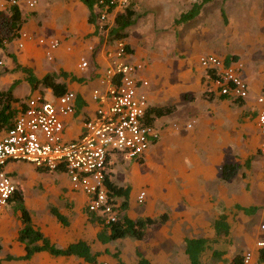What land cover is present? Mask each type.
<instances>
[{"label": "crops", "instance_id": "0c3cea01", "mask_svg": "<svg viewBox=\"0 0 264 264\" xmlns=\"http://www.w3.org/2000/svg\"><path fill=\"white\" fill-rule=\"evenodd\" d=\"M25 1L18 0L16 5L22 18L20 31L36 38L57 39L59 47L54 51L53 61H47L45 46L32 40L25 41L24 47L19 49L16 39L13 40L8 44L12 53L5 64L9 70L16 71L9 74L5 85L0 83V91L26 81L22 67L29 68L37 78L49 73L58 75V82L65 83L67 90L76 96L74 113L63 119V137L73 139L81 132L83 120L95 110L90 92L107 65L105 48L112 45L108 40L109 29L101 31L97 17L93 23H88L89 11L78 0H36L33 9H28ZM215 1L219 0L205 4L192 21L198 20L206 8L211 9ZM30 13L33 17H29ZM45 32L51 35L45 37ZM237 37V33L232 35L234 39ZM208 44H193L181 58L160 61L126 50V61L143 63L139 76L148 82L143 92L149 106H174L170 114L152 118L160 136L142 159L128 160L119 154L110 156L113 164L108 181L129 189L124 210L121 204L125 198L112 197L119 217L124 215L135 220L166 215V221L152 229L148 239L162 228L156 236L164 239L166 247L156 241L149 255L137 250V261L144 258L150 264H189L184 255V239L203 238L209 243L200 257L201 264H229L233 257L246 251L252 253L256 264H264V246H257L264 242V186L260 182L263 158L258 147L262 136L256 126L259 107L255 102L264 88V69L249 59V45L244 46L246 50L237 47L226 53ZM204 54L242 64L241 77L248 86L245 100L238 103L215 90V85H211L206 73L197 65L198 57ZM236 54H241L240 58ZM81 56L89 63L84 72L77 69ZM152 81L155 85L150 89ZM49 90L30 87V94L17 99L25 100ZM145 160L149 167L138 168L137 163ZM131 161L133 163H127ZM227 165L233 168L228 173L229 178L223 179L222 168ZM37 169L21 162H10L5 167L22 196L33 227L60 249L77 241L86 242L91 253L98 254L93 264H120V254L113 255L108 249L115 241L106 244L97 241L101 227L88 221V198L71 188L64 169ZM140 192H145L142 202L137 200ZM253 208L255 211L249 213ZM52 209L65 218V225L52 215ZM221 218L228 226L227 234L214 230V223ZM21 227L20 213L14 203H8L0 211V264H89L74 256L54 257L47 252L35 253L29 260L7 259L24 255V245L17 241ZM170 245H176L177 252Z\"/></svg>", "mask_w": 264, "mask_h": 264}, {"label": "built area", "instance_id": "2783aa9c", "mask_svg": "<svg viewBox=\"0 0 264 264\" xmlns=\"http://www.w3.org/2000/svg\"><path fill=\"white\" fill-rule=\"evenodd\" d=\"M107 1L104 10L97 11L101 31L110 29L114 15L123 11L130 2ZM36 3V0L25 1L28 9H33ZM17 4L18 0H0V10L8 12V8ZM32 40L45 46L46 60L53 61L59 41L54 38H36L19 31L17 47L21 49L25 41ZM109 43L112 45L105 48L107 65L90 92V98L96 105L94 113L83 120L82 130L77 137H63V119L75 111L76 96L72 91L54 96L50 89L15 103L18 114L13 125L0 134V211L7 206L16 190L5 167L10 162H21L47 171L63 168L71 188L88 198V212L102 217L106 223L116 222L119 218L117 206L105 184L110 165L113 164L110 156L119 154L125 159L138 161L158 141L160 135L149 121L151 116L147 115L150 106L143 89L148 82L139 76L143 63L125 60L128 54L122 40ZM88 49L92 51V47ZM2 64L0 59V66ZM197 65L221 96L231 100L247 98L248 86L241 77L242 64L239 61L226 63L225 59L204 54L198 57ZM88 68L85 57H79L77 69L84 72ZM255 102L259 107L256 126L262 136L258 147L259 155L263 158L260 182L264 186V90L256 96ZM186 127L190 128L191 125ZM144 198L145 192H140L137 200L142 202ZM257 246H264V242L257 243ZM240 264H256L252 253H242Z\"/></svg>", "mask_w": 264, "mask_h": 264}, {"label": "rangeland", "instance_id": "374dc122", "mask_svg": "<svg viewBox=\"0 0 264 264\" xmlns=\"http://www.w3.org/2000/svg\"><path fill=\"white\" fill-rule=\"evenodd\" d=\"M195 1L198 0H130L129 3L135 13L134 23L126 30L128 36L122 41L130 52H139L140 55L156 61L179 59L187 53V47L193 44L201 46L209 43L208 45L224 50L226 53H231L230 51L237 47L246 50L244 46L249 45V52H247L249 59L254 61L256 66L264 69V0L215 1L216 4L211 9L206 8L198 20L176 25L174 21ZM0 13L7 14L1 10ZM29 17H33L32 13ZM234 33L238 34L236 39L232 38ZM50 35V33H43L45 37ZM11 53L12 48L8 44L0 46V59L3 61L0 66V83L3 82V85L7 83L9 74L16 71L9 70L5 64L6 58ZM236 55L239 58L241 56V54ZM154 85L152 81L150 89ZM13 94L16 98L30 94L28 83L23 80L17 83L13 86ZM137 164L138 168L149 167L148 160ZM66 179L68 180V177ZM161 230L162 228H159L153 232L152 239L145 243L141 244L127 237L110 243L108 249L113 255L120 254L118 256L120 264H135L137 250L149 255L154 248L152 244L156 241L161 247H166L164 239L156 236ZM170 247L177 252L176 245H170ZM206 264H211V262Z\"/></svg>", "mask_w": 264, "mask_h": 264}, {"label": "trees", "instance_id": "16d2710c", "mask_svg": "<svg viewBox=\"0 0 264 264\" xmlns=\"http://www.w3.org/2000/svg\"><path fill=\"white\" fill-rule=\"evenodd\" d=\"M82 2L88 9V23H93L95 17H97L96 11L104 10L107 0H78ZM213 0H198L193 2L190 8L179 15L175 20V24L181 25L188 23L195 19L201 8ZM227 1V0H219ZM102 2V3H101ZM112 7H110L111 10ZM109 10V11H110ZM134 9L131 3L119 12L114 17V25L109 29L108 40L119 41L127 38L126 30L134 23ZM21 13L17 6L10 7L7 15L0 13V46L5 43L9 44L18 37V32L21 29ZM127 50V46L125 47ZM233 58V57H232ZM234 59V58H233ZM226 63L229 62L225 58ZM18 67V66H17ZM23 73L26 74V81L30 85L32 90L41 88H49L54 96H60L67 91L65 83L58 82V75L49 73L42 78H37L29 68L22 67ZM264 90V88H263ZM13 87H9L5 91H0V132L9 130L17 115L16 109L13 105L19 101L12 94ZM241 103L242 100H235ZM174 109V106L168 107H150L147 111V115L151 116L149 119L152 122V118L161 117L170 114ZM232 166L227 165L222 168L223 179L229 178V172L232 170ZM42 171V169H37ZM105 184L108 188L110 197H123L124 202L121 204V208L126 209V199L129 194L128 188L118 187L108 181V177L105 178ZM8 203H14L16 210L20 213V221L22 227L18 231L17 241L24 245V255L20 257H10L9 260H29L35 253L47 252L51 256L58 257H70L74 256L82 259L86 263H96L98 254H92L89 245L84 241H77L68 245L64 249L55 247L43 234L35 229L31 223V218L28 211L25 209L21 194L17 188L10 198ZM121 209V210H122ZM250 212H254L255 209H249ZM244 212H248L243 209ZM52 215L57 218L59 222L65 225L66 220L63 216L59 215L56 210H51ZM88 221L101 227V231L97 234V241L101 244H106L112 241L129 237L138 241H146L149 239L150 231L156 226L163 224L166 221V215L163 214L158 218H138L130 219L127 216H122L117 219L116 222L106 223L105 220L93 212H88ZM214 230L218 233L224 231L228 233V226L224 223L223 218L214 223ZM209 241L203 238H186L184 239V255L189 264H201L200 257L202 253L207 249ZM1 251V247H0ZM216 255V254H215ZM241 255H237L232 258L229 264H240ZM136 264H150L148 260L140 258Z\"/></svg>", "mask_w": 264, "mask_h": 264}]
</instances>
